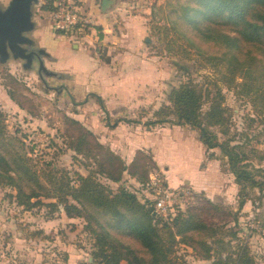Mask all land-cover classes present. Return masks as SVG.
<instances>
[{"label": "rangeland", "instance_id": "rangeland-1", "mask_svg": "<svg viewBox=\"0 0 264 264\" xmlns=\"http://www.w3.org/2000/svg\"><path fill=\"white\" fill-rule=\"evenodd\" d=\"M10 1L0 0V8L5 9ZM151 3H148V23L153 31L148 32L146 54L139 61L140 74L134 72L131 76V89L127 86L114 95L123 94L124 101H144L160 108L164 103H169L168 96L173 87L182 83L190 84L201 94L204 118L213 103L221 101L227 122L221 126H212L211 129L220 133L219 129L226 128L227 133L221 136L222 140L227 137L232 139V143L242 142L246 136L251 138L252 146L248 148L254 149L251 163L260 171L264 170V57L259 45L240 38V48L232 50L223 42L202 39L182 16L177 18L181 10L177 13L174 11L179 9L180 2L178 4L177 0H153ZM48 4L49 0H37L31 4L33 27L34 17L35 25L50 23V12L43 8ZM85 6L83 0V11ZM172 21L177 24L179 33L173 30ZM33 27L23 32L27 41L20 46L23 53H26L29 44L37 51V57L17 55L19 48L15 55L6 42L8 56L5 60L0 58V81L5 79V83L10 84L12 80L9 75L17 77L19 88L33 100L28 105L37 112L32 115L8 101L9 98L0 83V107L7 115L8 131L22 138L28 148L33 145L32 150L29 148V155L40 163V167L46 169V163L51 162L56 169H67L72 178H76V172L89 175L91 167H97L93 157L78 154L64 145V117H76L87 128H95L100 123L101 111L95 101H84L87 90L79 89L70 76L50 67L52 57L34 39ZM224 30L237 36L229 26ZM72 33L76 37L86 36L75 30ZM60 35H66L68 39L71 36L67 32ZM236 55L243 61L238 66L232 64L235 61L230 62L227 59ZM212 56H220L224 60H213ZM61 59H64L63 56ZM233 67L235 79L228 82L232 77L230 70ZM252 101H259V108H262L260 116L254 114ZM154 111L153 106L142 107L131 114L138 115L139 112L138 118L147 120L152 118ZM108 139L101 138L102 141ZM103 144L111 149L108 144ZM95 150L105 156L97 148ZM115 154L124 157L121 153ZM154 168L157 169L152 166L150 170ZM260 174L256 178L264 181V171ZM100 179L105 181L104 178ZM125 181L131 190L138 193L139 199H146V192L136 180L132 184L127 179ZM111 185L113 189L117 188V184ZM184 188H181L184 190L182 211L186 213L189 207H199L207 229L202 234L193 235L189 242H178L171 255L174 264H214L219 257L228 256L238 259L241 247L246 248L248 256L252 258L253 261L249 260L251 264H264V187L248 188V199L242 208L239 205L238 192L222 199L218 197L221 195L219 192H213V198H210L204 192ZM12 192L15 190L0 186V264H99L93 254L97 250L96 237L86 228L85 218L68 216L62 205L51 207L39 204L26 210L16 204L10 195ZM41 199L43 203L53 201L46 197ZM110 233L144 254L141 245L133 238L116 230L110 229ZM204 241L212 247L210 258L206 257ZM124 264L128 263L124 261Z\"/></svg>", "mask_w": 264, "mask_h": 264}, {"label": "trees", "instance_id": "trees-1", "mask_svg": "<svg viewBox=\"0 0 264 264\" xmlns=\"http://www.w3.org/2000/svg\"><path fill=\"white\" fill-rule=\"evenodd\" d=\"M177 2L178 4L180 2L179 9H175L174 12L181 10L177 18L182 16L200 38L214 40L215 43L223 42L232 50L240 48L242 38L245 42L259 45L264 57V0H177ZM43 8L53 12L55 0H49V4ZM175 21H172V28L179 33ZM226 26L235 31L237 36L228 34L224 30ZM83 29L90 30L89 26ZM211 59L224 60L220 56H212ZM227 59L230 62L235 61V64L232 63L234 66L243 63L237 55ZM234 68L230 70L232 77L228 82L235 79ZM9 76L12 80L10 84L5 83L2 77L9 97L21 109L32 115L37 113L28 105L33 100L19 88L17 77L11 74ZM168 99L169 103H164L155 110L152 118L146 120V125L152 127L172 122L187 124L195 129L208 151L211 149L220 151L218 156L214 151L210 152V157L221 158L223 169L234 175L238 185L239 205L242 208L248 199L246 191L248 188L264 187V181L256 178L264 170L260 171L251 163L254 152V149L248 150L249 146H252L251 138L246 136L245 140L236 143H232V139L227 137L222 140L221 136L227 133L226 128L219 129L220 133L211 129L212 126H221L227 122L221 101L213 103L207 117L204 118L201 94L190 84L182 83L178 87H173ZM99 101L102 103L100 97ZM258 102L252 101V106L254 114L260 116L262 108H259ZM64 118L62 136L64 145L78 154L93 157L96 169L91 167L89 175L76 172V178H72L67 169H56L51 162L46 163L48 166L46 169L40 167V163L29 155V148L32 150L33 145L28 148L22 138L9 133L7 115L0 109V186L15 190L10 193L11 197L18 206L26 210H31L39 204L51 207L62 205L68 216L85 218L86 228L96 237L97 250L93 254L99 264H124V261L128 264H174L171 255L178 242H189L193 235L202 234V231L207 229L199 207H189L186 213L180 210L171 221L154 215L148 209L152 201L147 196L146 199H139L138 193L125 184V176L128 175L135 179L139 186L146 185L151 167L156 166L151 154L145 150H138L128 164L114 151L105 147L81 121L68 115ZM95 148L105 156L98 154ZM112 183L117 184L116 189H113ZM42 197L53 201L43 203ZM110 229L133 238L141 245L144 254L114 237ZM203 244L207 249L206 257L210 258L212 247L206 241ZM249 260L253 261L248 256L246 248L241 247L238 259L229 256L219 257L214 264H251Z\"/></svg>", "mask_w": 264, "mask_h": 264}, {"label": "crops", "instance_id": "crops-1", "mask_svg": "<svg viewBox=\"0 0 264 264\" xmlns=\"http://www.w3.org/2000/svg\"><path fill=\"white\" fill-rule=\"evenodd\" d=\"M84 1V11L92 16L94 22L92 27L89 25L90 30L76 32L86 36L76 37L74 33L67 32L71 34L68 39L66 35H60L62 32L53 28L52 12L49 24L35 25L34 17L32 32H35L34 39L52 57L50 67L70 76L79 89L87 90L84 101L91 99L98 105L100 123L98 127L88 128L100 142L123 154L128 164L138 150L151 154L157 169L150 170L149 176L153 171L162 172L171 188L187 185L184 189L204 192L210 198H213V192H219L221 195L218 197L222 199L236 195L238 186L234 175L223 169L221 158L210 157V152L219 154V150L208 151L195 129L172 122L148 127L143 117L138 118L140 111L138 115L132 114L142 107L153 106L157 110L158 106L144 101H124L123 94L114 95L127 86L131 89V76L134 72L140 74L139 61L146 54L145 45L151 30L148 3L153 0H110L106 9L102 8V0ZM83 39L85 41H81ZM0 83L8 101L15 103L9 97L3 80ZM102 137L110 139L102 141ZM126 179L131 184L136 183L128 175Z\"/></svg>", "mask_w": 264, "mask_h": 264}, {"label": "built area", "instance_id": "built-area-1", "mask_svg": "<svg viewBox=\"0 0 264 264\" xmlns=\"http://www.w3.org/2000/svg\"><path fill=\"white\" fill-rule=\"evenodd\" d=\"M82 1L55 0V10L52 12L55 30L73 32L93 24L92 16L82 10ZM141 188L152 201L155 214L163 219L171 221L178 211L183 210L184 190L169 187L162 172H151L146 185Z\"/></svg>", "mask_w": 264, "mask_h": 264}, {"label": "water", "instance_id": "water-1", "mask_svg": "<svg viewBox=\"0 0 264 264\" xmlns=\"http://www.w3.org/2000/svg\"><path fill=\"white\" fill-rule=\"evenodd\" d=\"M33 1L37 0H11L5 9L0 8V58L2 60L8 56L6 42L9 43L10 50L14 52L18 48L22 49L20 44L27 41L23 32L33 27L31 21ZM109 3L110 0H102V8L106 9ZM22 57L29 58L30 55L26 54ZM148 209L155 215L152 206H149Z\"/></svg>", "mask_w": 264, "mask_h": 264}, {"label": "flooded vegetation", "instance_id": "flooded-vegetation-1", "mask_svg": "<svg viewBox=\"0 0 264 264\" xmlns=\"http://www.w3.org/2000/svg\"><path fill=\"white\" fill-rule=\"evenodd\" d=\"M10 49V48H9ZM26 51V53H23V49H19L18 50V54L17 55H21V56H24L25 54H29V53H31L32 52V54L34 55V56H36L37 57V54H36V50H34V48L33 47H30V45L29 44H27V49L25 50ZM15 52L16 51H14L13 53L15 54ZM15 54V55H16ZM32 54H29L30 56L32 55Z\"/></svg>", "mask_w": 264, "mask_h": 264}]
</instances>
